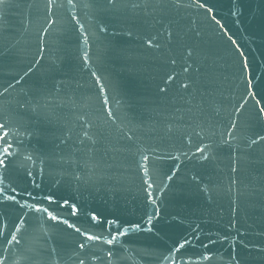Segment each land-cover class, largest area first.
Masks as SVG:
<instances>
[{"label":"water","instance_id":"obj_1","mask_svg":"<svg viewBox=\"0 0 264 264\" xmlns=\"http://www.w3.org/2000/svg\"><path fill=\"white\" fill-rule=\"evenodd\" d=\"M261 108L264 0H5L0 186L102 239L5 201L0 261L264 264Z\"/></svg>","mask_w":264,"mask_h":264},{"label":"snow or ice","instance_id":"obj_2","mask_svg":"<svg viewBox=\"0 0 264 264\" xmlns=\"http://www.w3.org/2000/svg\"><path fill=\"white\" fill-rule=\"evenodd\" d=\"M68 4L72 5L73 4V0H67ZM109 2H113V0H109ZM5 3V0H0V6H2ZM47 3L49 6L53 5L55 3V0H47ZM200 7H204V4H200ZM209 11H211V9H209ZM190 54V53H189ZM185 87H187V85H185ZM257 103H259V101H257ZM241 108H243V105L240 106ZM239 110V109H238ZM261 113H264V108L260 109ZM6 128V125L2 122H0V131L4 130ZM232 128H235V124L232 125ZM9 135L8 132H3V135H0V167H7L6 165V160L9 156H13L14 152L12 151V144L9 143L7 141V136ZM229 135H231V132L229 133ZM260 139H264V137H260ZM253 144L257 143L256 140L252 141ZM198 151L203 152L204 149H198ZM30 159V157H29ZM169 179H171V177H169ZM0 185H3V180L0 179ZM11 192L14 193L12 195L8 194V190L3 187L0 186V203H3L5 201H11L15 204H18L21 208L27 209L28 211H32V212H36V213H43L47 215V218L53 221H59L62 222L64 224L67 225V227L69 228H74V230L77 233H81V235H83L85 237V242L80 243L79 244V248L80 249H85L86 248V242L87 241H101V236L98 235H92V234H88V233H83L81 232V229L76 227L73 224H70L67 220H60L59 217H57L56 215H53V213L51 211H49L48 208H44L41 207L39 204H30L27 201H25L24 203H21L18 199L17 196L19 195V193H17L16 188H11ZM28 195L31 197L32 194L28 193ZM33 199H35V197H33ZM45 199H47L49 201V203L52 202V197H45ZM65 204H67V201H65ZM73 215L76 214V212L78 211L75 206L73 205ZM92 219L94 221H98V217H96L95 215L92 216ZM20 223H25V216H22L20 218ZM113 224L115 222H112ZM136 227H139L138 225ZM21 229L19 227V225H16V231L19 232ZM118 235H125V232H119ZM117 239V237L115 235H113L110 239H107L106 241H104L105 243H107L108 245H112L113 242ZM19 243V241L17 240L16 235L11 234V240L8 241V243ZM190 243L189 241H185L184 244H180L178 248L173 249V252H179L180 249L184 248L185 244ZM109 256L112 255L111 251H109L108 253ZM165 259H172L173 260V264H175L176 259H178V257H173L171 256V254L168 257H165ZM205 259H208V257H205ZM0 264H3L2 261H0ZM79 264H84V260L81 259L79 260Z\"/></svg>","mask_w":264,"mask_h":264}]
</instances>
